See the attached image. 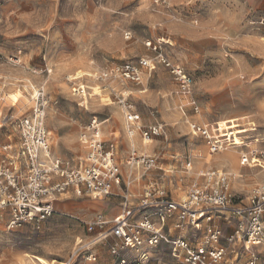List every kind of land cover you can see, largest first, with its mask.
Wrapping results in <instances>:
<instances>
[{
    "label": "rangeland",
    "instance_id": "obj_1",
    "mask_svg": "<svg viewBox=\"0 0 264 264\" xmlns=\"http://www.w3.org/2000/svg\"><path fill=\"white\" fill-rule=\"evenodd\" d=\"M263 18L264 0H0V147L7 145L15 155L20 137L17 124L32 113L42 91L52 154L59 137L73 130L79 148L82 127L94 117L107 120L102 134L116 144L121 188L135 205L150 180L161 182L178 199L199 172L216 170L231 176L229 160L225 165L215 162L223 151L236 149L237 165L242 153L264 152V26L259 25ZM161 58L192 78L188 98L179 94ZM140 60L154 67L140 69L139 85L119 76L102 78L122 64L138 65ZM123 98L141 116L142 125L161 124L163 134L149 144L141 146L136 140L132 146L119 105ZM193 100L197 113L188 105ZM188 122L218 123L229 134L222 140L234 138L237 145L214 153L205 138L189 132ZM132 147L139 155L156 156L162 170L130 168L127 160ZM60 150L73 163L70 151L62 145ZM188 161L191 172L185 168ZM78 163L79 158L72 165ZM240 171L243 177L233 178L231 192L244 203L250 190L263 181V173L257 166ZM245 186L249 187L238 192ZM137 187L140 194L133 198ZM89 197L70 192L55 200L66 202L56 209L66 215L56 213L16 230L8 229L10 215L0 210V264H68L75 241L84 242L87 235L84 225L67 215L72 209L82 215L103 207L100 198L90 203ZM188 235L198 239V233ZM240 247L234 250L244 261L236 264L249 259ZM98 249H102L98 264H115L108 246ZM169 249L166 241L151 249L150 263L182 264ZM134 253L125 252L124 257ZM256 256L264 264V251Z\"/></svg>",
    "mask_w": 264,
    "mask_h": 264
},
{
    "label": "built area",
    "instance_id": "obj_2",
    "mask_svg": "<svg viewBox=\"0 0 264 264\" xmlns=\"http://www.w3.org/2000/svg\"><path fill=\"white\" fill-rule=\"evenodd\" d=\"M264 26V18L259 22ZM176 81L179 94L189 97L193 80L179 66H171L164 59ZM153 70L147 61L138 65L122 64L108 76H119L132 84L142 82L140 69ZM76 91V89H74ZM79 93V90L76 91ZM82 93V92H81ZM32 113L17 124L19 137L15 155L7 145L0 147V210L10 215L9 230H16L24 224H39L56 213L54 201L70 192L76 196L91 195L105 197L112 195V185H120L121 174L116 162V147L106 141L102 134L103 122L94 117L79 133V143L86 155L77 166H66L50 152L45 130V107L42 91L35 98ZM119 105L125 116V134L129 139L140 135L142 144H149L163 133L161 124L144 126L141 116L136 114L127 98ZM193 113L199 108L193 100L188 104ZM224 126L218 123L199 125L188 122L189 132L207 140L212 152H222L226 147L235 146V139L228 138ZM127 165L132 169L150 171L158 168L157 157L141 154L130 149ZM240 167H259L264 174V152L251 150L241 154ZM192 171L191 163L185 164ZM232 175L221 171L197 173L190 183L186 195L178 201L169 198L165 187L152 183L145 188L142 198L136 205H130L124 196L121 212L115 218L106 220L98 215L86 226V232L96 235L89 243L76 242V248L68 263L81 258L84 264H93L96 255L91 248L113 237L119 245L110 248L116 264H151L143 252L134 261L119 259L121 251L136 250L147 246L157 248L163 241L168 242L172 258L182 264H222L225 249L221 245L222 228L219 221L233 222L232 234L227 238L231 244L239 243L249 253L247 264H257L254 248L264 243V181L255 185L246 203L231 193ZM138 218V219H137ZM137 219V220H136ZM174 220V229L198 233L197 237H169L165 231L167 222ZM169 239V240H168Z\"/></svg>",
    "mask_w": 264,
    "mask_h": 264
},
{
    "label": "crops",
    "instance_id": "obj_3",
    "mask_svg": "<svg viewBox=\"0 0 264 264\" xmlns=\"http://www.w3.org/2000/svg\"><path fill=\"white\" fill-rule=\"evenodd\" d=\"M142 121V120H141ZM103 122V125H104V123H106L107 122V120H104V121H102ZM84 127V126H83ZM82 127V128H83ZM82 130V129H81ZM81 130H80V132H81ZM52 131H55L56 133H57V131H58V127H54L53 128V130ZM79 132V133H80ZM74 131L73 130H71L70 132H68V134L66 135V136H64V137H62V138H58V143L56 144V147L58 146V148H56L55 150H54V154H52V151H51V149H50V152H51V154L53 155V157L54 158H56V159H58V160H60L64 165H66V166H74V165H72L73 163H74V161H75V159H77V158H79V161H82L83 159H84V157H85V155H86V153H85V151L83 150V148H82V146L80 145V143H79V136H78V145H79V148H78V146H77V139H76V135H74ZM79 135V134H78ZM47 136H48V133H47ZM49 137V136H48ZM128 138V137H127ZM129 139V138H128ZM135 140H137V142H138V140H140V145L142 144L141 143V138H140V135L139 134H137L136 135V137L134 138ZM48 142H49V138H48ZM60 145H62V147H63V149L64 150H68V151H70V153L72 154V159H73V163H70V162H68V160H67V158H66V156H65V154L60 150ZM131 146V145H130ZM115 147H116V144H115ZM131 149V148H130ZM116 150H117V147H116ZM139 150H141V148L139 149ZM137 152H138V154H139V151L138 150H136ZM74 153L75 154H78L77 155V157L76 156H74ZM83 154V157H81V155ZM146 155V154H145ZM77 162V161H76ZM186 164V163H185ZM78 165V164H77ZM77 165H75V166H77ZM120 170V169H119ZM156 170H162L161 168H160V166H158V168L156 169ZM191 172V171H190ZM120 174H121V183H120V185H112V195H110V196H114L115 197V199L114 198H109V196H106V198L105 197H96V198H100V199H98L103 205V207H96V208H94L95 210H89L88 209V211H86V212H83V214L81 215V213L78 211V210H71V212H72V214L70 215V213L71 212H69V211H66V212H69V215H67V217H74L80 224H82V225H84V228H85V232H86V226L90 223V222H92L98 215H102L106 220L108 219V220H111V219H113V218H115L117 215H119L120 214V212H121V204L123 203V198H124V196H126L123 192V188H121V186H123L124 184V182H123V175H122V173H121V170H120ZM197 176V175H196ZM196 178V177H195ZM194 178V179H195ZM194 179H192V181L194 180ZM233 180V177L231 178V181ZM191 181V182H192ZM231 181H230V185H231ZM263 181H264V174H263ZM152 183H159V182H157V181H154V180H150L149 182H147L146 183V185H145V188H147V185H149V184H152ZM159 184H161L162 185V183L160 182ZM190 185V184H189ZM188 185V186H189ZM257 185V184H256ZM164 187V186H163ZM249 186H245V187H243V188H241V189H239V191L238 192H240V193H242V192H244L245 191V189L246 188H248ZM145 188L143 189V193H144V190H145ZM189 188V187H188ZM165 189H166V187H165ZM188 190V189H187ZM166 191L168 192V195H169V198H171L172 200H176V201H178L179 199H182V198H178V199H174V198H172V195H171V193L166 189ZM133 198H135L136 196H138L139 194H140V188H135V189H133ZM143 193H142V195H143ZM187 193V192H186ZM232 193V192H231ZM75 195V194H74ZM186 195V194H185ZM85 196H87V195H85ZM91 196V195H90ZM127 197V196H126ZM57 198H59V197H57ZM56 198V199H57ZM96 198L94 197H89V198H87L88 199V201L90 202V203H94L95 202V200H96ZM128 198V197H127ZM142 198V196L140 197V199ZM55 199V200H56ZM139 199V200H140ZM139 200H138V202H139ZM87 201V202H88ZM128 201H129V204L130 205H135V204H133L132 202H131V200H129V198H128ZM56 202V201H55ZM65 204L66 202H62V200H60V202H56L55 204H54V207H55V211H56V213H61V212H57V208H62V207H60L59 205L60 204ZM241 203H243V202H241ZM246 203V200L244 201V203L243 204H245ZM59 204V205H58ZM107 206L109 207V206H113V208L112 209H107ZM61 210V209H60ZM63 211L64 210H66L65 208L64 209H62ZM55 213V214H56ZM54 214V215H55ZM61 214H63V215H66L65 213H61ZM81 215V216H80ZM138 219V218H137ZM136 219V220H137ZM220 222V225H221V228H222V233H224L225 234V236H222V240H221V245H222V247H224V249H225V259H224V261L222 262V264H236V263H241V262H243L244 261V257L242 256V255H239V253L237 252V250H234L236 247H237V245H240L239 243H237V242H234L233 244H231V243H229L228 241H227V238L232 234V231H233V222H224V221H219ZM174 220L173 219H170L168 222H167V226H166V228H165V231H167V232H169V235H172L173 237H179V236H184V237H189V231H177V230H175L174 229ZM86 235H87V237H85V240L86 241H84V242H82V240L81 239H79L78 241H75V243L76 242H79V241H81L82 243H84V244H86V243H89V241L91 240V239H93V237L96 235V233L95 232H92V233H87L86 232ZM116 245H119V242L116 240V239H114L113 237H108L107 238V240L106 241H104L103 243H100V244H97V245H94L92 248H91V252L92 253H94L95 255H96V260L98 259V257H99V255L101 254V250H99L98 248L99 247H101V246H103V248H105V247H109V249L111 248V247H113V246H116ZM241 246V245H240ZM169 247V246H168ZM241 249H242V251H243V253L245 254V255H247L248 257H249V259L247 260V262H245L244 264H247L248 262H249V260H250V256H249V253H247L244 249H243V247L241 246L240 247ZM151 249H154V248H149V247H147V246H143V248H140V249H136L135 250V253H134V255L132 256V257H130V258H125L124 257V254H125V252H130V251H134V250H126L125 249V251H121L120 252V254H119V259H123V260H127V261H129V262H131V261H134V260H136L139 256H140V254L141 253H145L146 255H147V257H148V255H150L151 254ZM233 250H234V252H233ZM259 250H263L264 251V243L262 244V245H260V246H257L256 248H254V253H255V255L256 254H258V251ZM103 251H104V253L106 254V251L103 249ZM228 252L229 253H232L233 252V255L231 256V258H228L227 257V254H228ZM257 258H258V256H257ZM77 260H79L80 261V263H78V264H82V262H83V264H84V261L81 259V258H78ZM117 262V261H116ZM116 262H115V264H116ZM93 264H98V260L95 262V263H93ZM102 264V263H101ZM257 264H259V261L257 262Z\"/></svg>",
    "mask_w": 264,
    "mask_h": 264
},
{
    "label": "bare ground",
    "instance_id": "obj_4",
    "mask_svg": "<svg viewBox=\"0 0 264 264\" xmlns=\"http://www.w3.org/2000/svg\"><path fill=\"white\" fill-rule=\"evenodd\" d=\"M262 49V51L264 52V47H262L261 48ZM154 67V66H153ZM33 91H34V94H36V89L33 87ZM249 117V116H248ZM249 124H251L252 126L254 125V127H255V124L254 123H252V122H249ZM248 125V124H247ZM125 128V127H124ZM136 140L133 138V139H129V142L131 143V145L132 146H134V142H135ZM136 145V144H135ZM234 145H237V143L236 144H234ZM142 146V145H141ZM231 146V145H230ZM132 149H134V147H132ZM135 150V149H134ZM235 152H237L236 151V149H234V148H230V150H226V151H223L222 153V155H219V156H217V158H216V160H215V162H217V163H220V164H224L225 165V162H226V160H229V164H228V167L230 168V169H228V171H229V173L231 174V175H233L232 177L235 179V178H242L243 177V174H242V172L240 171L241 170V167H240V162H238V165H237V159H236V154H235ZM201 159H203V157L202 156H200L199 157V160H201ZM208 160H210L209 158H208ZM240 161V160H239ZM210 163V162H209ZM213 165H215V164H213ZM236 185V184H235ZM243 185H244V183H243ZM93 197V196H92ZM94 198V197H93ZM68 264H70V263H68ZM71 264H73V262L71 263Z\"/></svg>",
    "mask_w": 264,
    "mask_h": 264
}]
</instances>
